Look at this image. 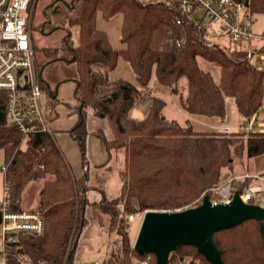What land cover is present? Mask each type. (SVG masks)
<instances>
[{"label":"trees","instance_id":"trees-1","mask_svg":"<svg viewBox=\"0 0 264 264\" xmlns=\"http://www.w3.org/2000/svg\"><path fill=\"white\" fill-rule=\"evenodd\" d=\"M247 1L251 11L264 12V0ZM46 11L54 16L55 24L66 26L67 33L56 46L41 47L45 64L62 60L73 70L72 76L59 79L54 87L37 79L40 89L47 93L46 116L57 115L58 84L72 80L78 120L69 134L78 141L82 164L88 132L85 110L90 108L108 121L110 137L97 131L107 160L112 150L122 151L123 167L118 171V193L90 201L85 195L87 173L74 178L51 132L37 128L23 133L9 123L5 117L6 93L0 90L1 169L9 206L12 210L35 211L44 221L41 234H16L17 247L7 250V264L71 261L77 237L88 225L86 206L98 225L103 226L106 217L119 235V245L100 264H132L133 259H142L147 253L138 254L132 248L126 227L130 216L145 210L174 211L194 206L202 192L218 183L221 169H231L235 159L261 157L262 170L245 168L240 173L264 176V130L248 127L251 119L264 118V68L252 63L244 48L208 44L209 39L192 23L184 18L180 23L175 21L170 3L154 0H70L60 7L49 5ZM117 14L121 15V46L113 48L106 32L98 28L97 18L108 20ZM180 37L185 38L180 47L167 43ZM198 58L219 69L217 81L209 70L200 67ZM119 59L132 70L134 82L114 75ZM152 75L179 97L187 116L224 120L226 98L231 97L246 130H195L189 117L183 124L166 118L162 113L164 99L149 93ZM182 79L184 94L178 91ZM140 100L148 104L145 116L138 119L129 111ZM234 174L238 172L228 175ZM252 181L235 179L232 189L241 192ZM27 184H37L31 208L22 204ZM213 240L223 264H264V236L255 219L217 230ZM150 257V264H155L154 256ZM183 263L210 264L190 244L178 245L167 264Z\"/></svg>","mask_w":264,"mask_h":264},{"label":"rangeland","instance_id":"rangeland-1","mask_svg":"<svg viewBox=\"0 0 264 264\" xmlns=\"http://www.w3.org/2000/svg\"><path fill=\"white\" fill-rule=\"evenodd\" d=\"M69 1L70 0H34L30 13V24L32 27V46L34 50V68L36 77L37 79L41 78L43 80H46L50 84V86L53 87L59 79H62L66 76H72L73 70L71 65L65 63L62 60H55L49 62L48 64H45L46 57L44 56L43 51L40 50L41 47L56 46L58 41L67 33L66 26L55 24L54 16L47 13L46 10L49 5H52L53 7H60L61 3H67ZM139 1L145 2L153 0ZM154 1L164 3L169 2V0ZM43 11L46 12L43 14ZM251 13L253 18V31L257 34L264 35V12L251 11ZM201 24L202 26L207 25V20H202ZM97 26L98 28L106 32L108 41L113 48H119L121 46L120 14L114 15L108 20H103L98 16ZM76 36L77 33L75 34V37ZM206 38L220 45L228 46L232 49L239 47L244 48L246 46L245 43L231 41L227 34H225L223 31L221 32L218 30L217 25H213V29L209 30ZM253 44H256V42L254 41ZM256 45L258 46L259 43H257ZM256 56L257 58H259L258 66L260 68H264V51L257 53ZM198 63L202 69L209 70L216 81L219 79V69L217 67L212 66L210 63L201 58H198ZM114 75L134 82V75L132 73V70L130 69L128 64L121 59L118 60L116 69L114 70ZM184 81L185 80L182 79L179 82L178 86V91H180L182 94L185 93ZM149 93L160 96L164 99L165 105L162 109V113L166 118L174 119L178 123L183 124L185 123L186 117H189L195 130H225L226 127H228L230 130H246V127H244V125H241L243 118L236 112L235 104L231 97L226 98L227 116L224 120H220L215 117H206L200 115L187 116V114L182 110L179 104V97L170 93L169 89L159 84L154 75H152L150 78ZM56 95L59 102L62 103V108H59L58 106L54 107V110L56 109L55 112L57 111V118L61 117L63 120H65V122L71 121L72 118H75L77 116V113L75 112L67 116L63 107L68 106L70 108H73V106L75 105V100L73 98L72 81H61L60 85L57 87ZM46 96V91L41 90L40 101L43 108H45L47 98ZM147 104V100H140L139 102L135 103L129 111L130 116L138 119L143 118L147 111ZM85 122L88 131L85 139V158L88 160V177L85 181L89 186L86 191V196L89 200L94 201L99 200L102 195L111 197L118 193L120 179L117 173L119 169L123 167L124 154L122 151L116 152L112 150L111 157L108 162H106L103 167L97 165L101 162H104L107 158L106 151L102 143L101 134L97 131L100 130L105 137H110L111 133L109 130L108 121L106 118L94 115L90 108H86ZM251 125H253L252 128L255 130H264V118L258 117L256 121L251 119L248 127ZM71 152L75 154V163H77V165H72L69 160L68 162L71 169H81L79 164V150L77 151L74 147ZM2 162L3 151L0 149V200L3 198L4 188V176L1 169ZM262 166L263 160L258 156L250 157L247 159H235L231 169H221L218 179L220 180V178L228 176V174L231 172L240 173L245 168L254 171H260L262 170ZM84 171V173H86V170ZM36 189L37 184L26 185L22 196V204L25 206V208H31L35 204ZM142 214L143 212L134 214L132 220L129 219L126 223L127 231L129 232L132 243L136 235ZM86 217L90 220V223L87 227L82 229L77 237L76 247L73 251L72 260L64 262L63 264H100L102 260L109 254L111 249L114 248V246L119 245L117 242V239H119V235L115 232L114 229L110 228L108 219L106 217H104L103 226H98L96 224L89 210H87L86 212Z\"/></svg>","mask_w":264,"mask_h":264},{"label":"built area","instance_id":"built-area-1","mask_svg":"<svg viewBox=\"0 0 264 264\" xmlns=\"http://www.w3.org/2000/svg\"><path fill=\"white\" fill-rule=\"evenodd\" d=\"M33 2L0 0V90L5 91L7 97V121L23 133L37 128L51 132L49 119L41 105V89L34 68L30 24ZM168 3L172 5L177 23L184 18L204 37L213 29V25H217L218 30L227 34L231 41L246 44V57L252 63L259 61L256 54L264 51V35L253 31L252 13L245 0H169ZM202 20H207V25L202 26ZM184 41L185 38L180 37L167 43L180 47ZM209 41L210 45L214 43ZM254 41L259 45L253 44ZM225 130L230 129L226 127ZM245 178L253 181L241 192L237 191L240 198L264 207V176L247 171L220 178L218 183L202 192L193 205L199 204L204 195L214 204L230 202L234 192L233 180ZM3 187V198L0 200V264H7V250L17 247L16 234H41L44 221L35 211L12 210L5 183ZM150 258L147 253L142 259H133L132 264H150ZM21 264L33 263L21 260ZM38 264H42V261L39 260Z\"/></svg>","mask_w":264,"mask_h":264},{"label":"water","instance_id":"water-1","mask_svg":"<svg viewBox=\"0 0 264 264\" xmlns=\"http://www.w3.org/2000/svg\"><path fill=\"white\" fill-rule=\"evenodd\" d=\"M248 1H245V5ZM133 216H130L132 220ZM246 219H255L264 236V207L244 202L237 191L228 203H212L207 195L202 201L181 210H145L132 248L154 256L155 264H167L180 244H190L210 264H223L213 240L217 230L232 227Z\"/></svg>","mask_w":264,"mask_h":264},{"label":"crops","instance_id":"crops-1","mask_svg":"<svg viewBox=\"0 0 264 264\" xmlns=\"http://www.w3.org/2000/svg\"><path fill=\"white\" fill-rule=\"evenodd\" d=\"M72 83H73V92H74L75 84L73 81H72ZM59 85H60V83L58 84V86ZM73 98H74V94H73ZM56 106H58L59 108H62V103L58 102L55 105V107ZM63 108H64V111L66 112L67 116L71 115L72 113H75L74 108H70L68 106L63 107ZM235 110H236V108H235ZM77 120H78V115L75 118H72L71 121H69V122H65V120H63L61 117L57 118V116L49 119V125H50V129H51V133L54 137V140H55L58 148L62 152L63 156L65 157V160L67 162L70 160V163H72V165H75V164L77 165V163H75L76 162V159L74 157L75 154H73V152H71V150L75 147L76 150L77 151L79 150V152H80V148H79L78 141L69 134V129L76 123ZM106 162H108L107 158L105 159L104 162H101L97 165H99L100 167H103L106 164ZM87 163H88V160L85 158V165L82 164L81 152H80L79 164H80L81 169H78V170L75 168L73 170L71 169V172H72L75 179H79L81 176H83V174L85 172L84 170H86V173L88 175V164ZM68 164H69V162H68ZM85 195H86V193H85ZM87 210H89V212H90L89 206L85 207V216H86ZM89 223H90V220L88 219V225H89Z\"/></svg>","mask_w":264,"mask_h":264},{"label":"flooded vegetation","instance_id":"flooded-vegetation-1","mask_svg":"<svg viewBox=\"0 0 264 264\" xmlns=\"http://www.w3.org/2000/svg\"><path fill=\"white\" fill-rule=\"evenodd\" d=\"M46 11H43V14L45 13Z\"/></svg>","mask_w":264,"mask_h":264}]
</instances>
